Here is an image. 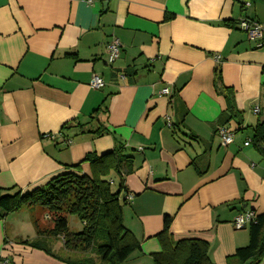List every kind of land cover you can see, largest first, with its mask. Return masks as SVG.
Instances as JSON below:
<instances>
[{
    "label": "crops",
    "instance_id": "obj_1",
    "mask_svg": "<svg viewBox=\"0 0 264 264\" xmlns=\"http://www.w3.org/2000/svg\"><path fill=\"white\" fill-rule=\"evenodd\" d=\"M243 19L262 26L260 41ZM112 39L120 53L109 64ZM94 75L102 88L89 86ZM262 122L264 0H0V190L28 193L88 154L121 149L132 164L122 223L139 245L122 264H153L165 216L173 240L206 242L213 264L248 244L232 222L264 214V157L251 141ZM219 127L232 143L221 145ZM50 220L39 206L0 219V260L77 257Z\"/></svg>",
    "mask_w": 264,
    "mask_h": 264
},
{
    "label": "trees",
    "instance_id": "obj_2",
    "mask_svg": "<svg viewBox=\"0 0 264 264\" xmlns=\"http://www.w3.org/2000/svg\"><path fill=\"white\" fill-rule=\"evenodd\" d=\"M213 75L215 88L226 92L219 66L214 68ZM174 97L171 94L170 100L175 104ZM251 141L264 157V122L255 126ZM81 163L89 165L90 174L81 172ZM81 163L66 166L61 174L28 193L0 190V219L21 208L42 207L51 217L50 234L60 236L63 248L77 254L73 259H63L65 263L122 264L139 250L137 241L122 223V208L128 202L126 196L130 195L123 187L122 172L129 171L131 159L116 149L101 156L88 154ZM111 175L118 179L115 191L109 181ZM69 215L80 221V231H68L66 216ZM171 220L169 216L163 218L162 230L156 235L161 250L151 255L152 263L213 264L206 242L173 240L169 232ZM245 228H248V244L227 257L226 264H259L264 258V214H256L255 221ZM24 244L38 248L35 243Z\"/></svg>",
    "mask_w": 264,
    "mask_h": 264
},
{
    "label": "built area",
    "instance_id": "obj_3",
    "mask_svg": "<svg viewBox=\"0 0 264 264\" xmlns=\"http://www.w3.org/2000/svg\"><path fill=\"white\" fill-rule=\"evenodd\" d=\"M87 3H90L91 0H85ZM240 29L243 30L249 40L260 41L263 35V28L262 26L255 22L248 19H243L239 23ZM108 58L107 61L109 64L113 63L119 56L120 53V44L116 39H112L106 46ZM104 85L102 79L94 75L90 82L89 86L93 89L102 88ZM160 94L168 95V89H163ZM258 108H252L251 112L253 114L258 113ZM217 135L220 138L221 145L227 146L233 141V132L229 131L227 128L219 127L217 128ZM248 142H245L247 145ZM132 199L131 195L126 196V200L130 201ZM256 219V214L252 211H245L239 215H237L233 222L232 226L235 230H241L247 227L251 222H254ZM0 264H10L7 261H0Z\"/></svg>",
    "mask_w": 264,
    "mask_h": 264
},
{
    "label": "rangeland",
    "instance_id": "obj_4",
    "mask_svg": "<svg viewBox=\"0 0 264 264\" xmlns=\"http://www.w3.org/2000/svg\"><path fill=\"white\" fill-rule=\"evenodd\" d=\"M110 179H112V176L109 178V181H110ZM107 180H108V178H107ZM116 186H117L116 183H114V184L112 183L111 184V188H112L113 191H114ZM66 220H67V224H68L67 225L68 226V231H70V232H78V231H80L82 229V224L80 223V221L76 217L69 215V216H66Z\"/></svg>",
    "mask_w": 264,
    "mask_h": 264
}]
</instances>
